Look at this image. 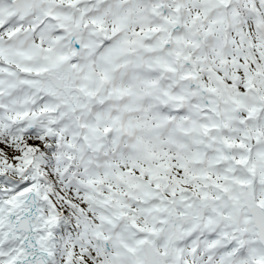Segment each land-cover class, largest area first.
<instances>
[{
	"label": "snow or ice",
	"instance_id": "snow-or-ice-1",
	"mask_svg": "<svg viewBox=\"0 0 264 264\" xmlns=\"http://www.w3.org/2000/svg\"><path fill=\"white\" fill-rule=\"evenodd\" d=\"M0 264H264V0H0Z\"/></svg>",
	"mask_w": 264,
	"mask_h": 264
}]
</instances>
